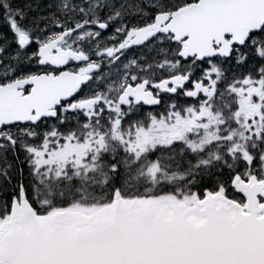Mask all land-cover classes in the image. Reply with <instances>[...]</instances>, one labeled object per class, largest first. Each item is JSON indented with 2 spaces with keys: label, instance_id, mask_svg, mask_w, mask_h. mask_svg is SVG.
I'll return each instance as SVG.
<instances>
[{
  "label": "snow or ice",
  "instance_id": "snow-or-ice-1",
  "mask_svg": "<svg viewBox=\"0 0 264 264\" xmlns=\"http://www.w3.org/2000/svg\"><path fill=\"white\" fill-rule=\"evenodd\" d=\"M0 264H264V0H0Z\"/></svg>",
  "mask_w": 264,
  "mask_h": 264
}]
</instances>
